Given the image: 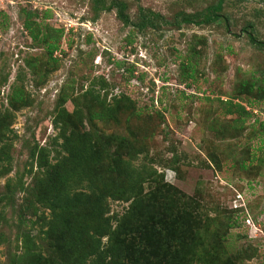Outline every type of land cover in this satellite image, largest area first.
Listing matches in <instances>:
<instances>
[{
	"label": "rangeland",
	"instance_id": "374dc122",
	"mask_svg": "<svg viewBox=\"0 0 264 264\" xmlns=\"http://www.w3.org/2000/svg\"><path fill=\"white\" fill-rule=\"evenodd\" d=\"M218 2L0 0V133L11 157L0 264H65L80 248L85 215L60 214L54 227L37 199L66 138L85 135L93 183L116 195L107 205L123 248L264 264V0H226L218 22H194Z\"/></svg>",
	"mask_w": 264,
	"mask_h": 264
},
{
	"label": "trees",
	"instance_id": "16d2710c",
	"mask_svg": "<svg viewBox=\"0 0 264 264\" xmlns=\"http://www.w3.org/2000/svg\"><path fill=\"white\" fill-rule=\"evenodd\" d=\"M226 0H219L218 4L209 7L207 14L200 21H194L198 25H206L218 22L222 17L221 13L224 8ZM123 22L127 25L130 23L128 16L124 14V10L120 11ZM187 21V20H185ZM192 22V21H187ZM151 23L147 18L142 19L141 28L145 29ZM31 26H27L30 29ZM58 35L62 34L61 31H55ZM35 38L37 36L34 35ZM252 43L256 40L250 36ZM55 43L48 45V51L53 56L60 50V43L56 36L50 37ZM264 48V44L260 43ZM235 108V109H234ZM238 109L243 112L245 108L242 105L231 104L228 107V112L238 113ZM6 137L0 133V178L9 174L7 169V162H10L11 157L8 153ZM63 150L67 153L59 162L57 168L58 178H52L45 189L46 194L40 195L37 199L39 205L44 206L54 215V227L60 226L58 215H65L69 211L79 210L85 216V222H80L77 229L78 234L74 235L75 243L72 246H77L79 249L74 251L70 258L64 257L65 264H186L187 261L183 258L169 256L170 253L163 252L162 248H158L153 244L143 245L140 241L139 244L130 245L125 249L119 241L120 237L115 233L111 227L112 221H119L109 216V208L107 201L110 198H116L109 187H97L93 183L91 176L92 166L95 164L96 149L91 144L87 135L80 140L73 138H66L63 143ZM36 154L33 155L35 158ZM122 175L129 179L130 186L132 184L131 177L134 170L131 165L124 164L122 167ZM88 182V186L85 185ZM129 195L126 191L123 196ZM34 202H31L33 206ZM30 207V206H29ZM175 221V220H174ZM177 223V222H176ZM116 235V236H115ZM77 237V243H76ZM104 238H108L105 245L102 244ZM146 246V247H145ZM125 251V252H122ZM176 250L173 252V254ZM63 261V256H62Z\"/></svg>",
	"mask_w": 264,
	"mask_h": 264
}]
</instances>
